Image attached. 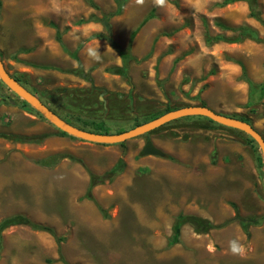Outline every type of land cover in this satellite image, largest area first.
Instances as JSON below:
<instances>
[{
  "label": "rangeland",
  "instance_id": "374dc122",
  "mask_svg": "<svg viewBox=\"0 0 264 264\" xmlns=\"http://www.w3.org/2000/svg\"><path fill=\"white\" fill-rule=\"evenodd\" d=\"M1 1L0 33L9 31L12 22L35 30L41 42L35 40L38 45L34 50L42 44L45 48L41 51L54 59L57 52L72 58L77 48L80 55L86 54V49L96 47L99 41L103 57L99 63L91 61V75L101 91L92 92L90 83L59 69L22 66L25 63L15 55H5L7 70L16 75V65L25 67L24 73H32L23 78L27 88L67 117L104 121L116 134L169 106L210 103L250 121L264 136V100L254 109L246 106L249 82L264 84V42H206L207 32L212 37L238 36L237 31L218 27V22L250 27L263 39L264 25L250 17L248 3L223 7L224 0H167L172 5L164 8L155 6L153 0H144L143 5L129 0L123 13L110 20L112 37L123 49L128 48L132 32L147 16H154L138 33L145 31L144 39L135 40L131 48L138 60L130 64L129 84L105 71L119 56L108 41L93 38L106 35L105 27L97 22L81 23L91 16L103 18L115 13L116 0H93L95 7L88 0ZM14 1H21L17 17L12 15ZM258 4L264 19V0ZM58 32L63 44L57 41ZM1 36L0 46L5 42ZM1 50L4 54L8 51L7 47ZM85 58L89 59L87 54ZM54 59L50 63L56 64ZM71 90L79 91L81 98ZM2 98L13 99L21 112L27 109L40 117L24 108L21 99L0 80ZM19 117L24 125L23 116ZM5 118L9 121L0 122V127L14 123L11 115L5 114ZM203 118L180 119L118 144L119 154L97 151L94 146L114 145L70 136H60L68 142L55 145L48 141L20 144L0 138V223L23 215L53 227L57 237L66 238L59 245L47 232L26 226L8 228L3 232L0 264H264V178L256 163L260 149L249 144L245 136L216 128ZM149 141L164 153L162 157L142 154ZM198 144L201 149L196 152ZM179 149L195 157L197 165L192 158L189 162L179 158ZM61 154L75 159L66 157L55 163L53 159ZM119 160L126 163L124 172L112 181L103 180L93 188V200L87 199L90 175L104 176ZM44 161L55 164L48 167ZM180 214L224 226L197 234L185 224L179 243L170 247L172 227ZM238 216L256 223L246 232ZM233 240L245 246L246 255L230 252ZM210 244L214 252L208 251Z\"/></svg>",
  "mask_w": 264,
  "mask_h": 264
},
{
  "label": "trees",
  "instance_id": "16d2710c",
  "mask_svg": "<svg viewBox=\"0 0 264 264\" xmlns=\"http://www.w3.org/2000/svg\"><path fill=\"white\" fill-rule=\"evenodd\" d=\"M89 3L95 7V3L93 2V0H88ZM129 0H116L117 3V11L113 14H110L108 16H105L103 18H98L96 16H91L88 20H84L81 23H87V22H97V23H101L105 29L107 34L106 35H96L93 38H101L104 39L106 41H108L111 45V47L119 54L120 58L122 59V66L121 67H114L109 69V72H112L113 74L116 75H120L122 76L129 84H131V77L129 74L130 71V64L133 61H137L138 59L132 54L131 52V48H132V44L137 36V34L139 33V31L145 26V24L153 19V14L151 13L149 16H147V18L140 24V26L132 32L131 36H130V43L127 49H123L122 47L119 46V44L114 40V38L112 37L111 34V26H110V20L115 17V16H119L123 13V9L125 4L128 2ZM236 2H246L249 5V9H250V17L254 18L255 20L259 21L260 23H262L264 25V19L262 18V13L259 10V4H258V0H224V2L222 4H220L221 6H227V5H231L233 3ZM218 27L224 29V30H232V31H237L239 32L238 36L236 38H226L224 36L218 35L215 37H212L208 32L206 33V42L209 43H213V42H219V41H225L228 43H240L243 42L245 39H251V40H255L258 42H264V38L262 39L259 35V33L250 28V27H244V26H239V27H233V26H228L225 25L223 23L218 22L216 24ZM57 41L60 44H63V40H62V34L61 33H57ZM78 52H79V48L74 52L71 53V56H73L78 62H79V66L77 69L74 70H70L68 71L69 74L78 76L80 78H82L84 81L88 82L91 84V90L92 92L94 91H101V89L97 88L94 85L93 82V78L91 76V72L92 69H90L88 72H85L79 58H78ZM213 74V73H212ZM244 75H245V71H244ZM13 77L19 81V83H21L22 85H24L25 87H27L26 82L23 81V78L25 77V75H20V76H15L13 75ZM249 97H248V103H247V107L250 109H254L257 106H259L262 101L264 100V84H254L252 82H249ZM10 91V90H9ZM71 94H74L75 97L81 98V96L79 95V91L77 90H71L70 91ZM22 101V106L24 108H29L32 111L36 112L29 104H27L25 101ZM49 105V104H47ZM201 106H206L205 103H201ZM184 106H190L189 104L183 105L181 107H167L164 111L159 112V113H155L150 115L149 117L144 118L142 121H138L135 123V127L140 126L144 123H147L149 121H152L156 118H159L160 116L173 111V110H177L179 108H182ZM49 107L55 112L57 113L61 118H63L64 120H66L67 122L73 124L74 126H77L83 130H87V131H91V132H95V133H100V134H112V131L109 129L108 124H106V122L104 121H86L83 118H69L67 117L65 114L62 113L63 110L60 109H55L52 106L49 105ZM64 112V111H63ZM42 119L46 120L43 116H41L39 113H37ZM230 117V116H229ZM233 118H237L240 119L242 121H245L247 123H250V121L244 120L243 118H238L237 116H232ZM245 117V116H242ZM190 117H186L183 118L181 120H185V119H189ZM195 118H203V117H195ZM204 119V118H203ZM245 119H248L247 117ZM207 122H209L211 125L215 126L216 128H221V129H228L231 131H234L235 133L241 134L243 136H245L249 142V144L253 145L254 147L257 146V144L254 142V140L252 138H250L249 136L245 135L243 132L234 130V129H230L224 126H220L218 124H215L213 121L211 120H207L205 119ZM47 121V120H46ZM170 124H167L163 127H166ZM161 127V128H163ZM160 129V128H159ZM157 129V130H159ZM155 130V131H157ZM153 131V132H155ZM125 132V130H118V132L116 134L119 133H123ZM59 136H69L64 132L59 131L58 133ZM48 136L47 135H42V136H20V135H4L1 134L0 138H4L8 141H12V142H16V143H37V144H41ZM73 139H76L75 137L70 136ZM121 146L124 145V143L120 144ZM258 147V146H257ZM66 157H70L71 159L74 158L72 156H67L64 154H61L60 156H56V159H53L55 161V163H58V161H60L63 158ZM75 159V158H74ZM257 167L259 169L262 170L263 168V164H262V156H258L257 157ZM43 165L45 166H52L55 163L52 162H48V161H44L42 162ZM126 168V163L123 160H119L118 163L112 168L110 169L108 172L105 173L104 176L102 177H97L93 174H91V181L89 184V188H88V192L86 194V198L93 200V196H92V191L93 188L95 186H97L98 184H100L101 182H103V180L109 179V180H113L114 178H116L117 176H119L120 174H122L124 172ZM236 219H238L241 223V225L243 226L244 230L246 232H248V227L250 226V224H255V221H250V220H246L243 218H240L239 216L236 217ZM235 218L227 221V224L233 222L234 220H236ZM185 224H190L193 228L194 231L197 234H205L208 233L210 230L212 229H216V228H221L224 225H220V226H216L213 225L212 223H210L208 220L196 217V216H192V215H183L180 214L177 218L176 221L172 227V231H173V236L169 241V246L172 247L176 244L179 243V234H180V230L181 228L185 225ZM15 226H26L29 229L33 230V231H38V232H47L51 235H53L57 242L59 243V245H61L62 243H64L66 241L65 237H57L56 232L54 230L53 227L48 226V225H42L39 223H35L33 221H31L30 219H28L27 217L23 216V215H15L13 217H9L5 220H3L0 223V251L2 249V242H3V232L11 227H15ZM61 252V251H60ZM60 259L61 261H64V257L62 256V254L60 253ZM49 263H54V260H49Z\"/></svg>",
  "mask_w": 264,
  "mask_h": 264
},
{
  "label": "crops",
  "instance_id": "0c3cea01",
  "mask_svg": "<svg viewBox=\"0 0 264 264\" xmlns=\"http://www.w3.org/2000/svg\"><path fill=\"white\" fill-rule=\"evenodd\" d=\"M169 1H172L174 3V2H176L178 0H169ZM14 4H15V8L16 9L12 13V15L17 17L18 14L20 13L21 1H14ZM170 5H172V4L171 3H169V4L166 3L165 6H163V7L166 8L167 6H170ZM2 6H4V4H3V1L0 0V8ZM149 21L145 25H147L149 23ZM91 24H93V23H89L88 25H91ZM10 27L11 28H10L9 31L5 30L6 33H3V31L0 33L2 35L1 36L2 40L5 41L4 43L1 44L0 50L2 49V47H3L4 50H5V47H7V49H8L7 53H5V54L3 53L4 51H2V50L0 51V57L4 61V63H5V58H6L5 55L9 54V55H12V56L15 55L18 60H20L21 62L23 61L25 64H22V66L30 65L31 67L32 66L33 67H40V68H43L44 70L45 69H50V68H56V69H59L63 73H66V74H68V71L78 68L79 62L73 56H71L73 58L72 59V58L66 57L61 52H57L56 56H58V57L55 58L56 59L55 62L57 64L56 65V64L50 63V62L53 61L54 57L49 56L48 54H46V53L41 51V49L45 48L42 44H40V48L41 49L39 48L38 51L34 50L35 45H38L37 41H35V40H38V41L41 42V39H40L41 37H39V35H37L35 30H31V29L29 30L26 27L24 29L20 28V26L14 25V22L11 23ZM144 32L145 31H143L140 35L137 34L135 40L140 39V38L144 39L142 37L145 34ZM156 39H157V36L155 37L154 40H156ZM145 40H147V39H145ZM148 40L150 42L152 41V39H150V37L148 38ZM132 48H133V44H132ZM74 52H72V53H74ZM79 52H80V50H79ZM79 52L77 54L78 58H79V60H80V62L82 64L85 72H88L91 69L93 63H91V60H89V59L86 60L85 52H83L81 55H80ZM17 59H15V60H17ZM48 59H49V63L47 64L46 62H48L47 61ZM59 62H60V65H59ZM67 65H72V66H68L67 67ZM121 66H122V59L118 56V58L116 60H114L112 65L107 67V69H105V71L108 73L109 69L114 68V67H121ZM16 69H18V72L15 73L16 74L15 76H17V75L20 76L22 74L25 75V77L29 76V75L32 76L31 72H28L29 75H28V73H24L25 71H23V70L25 69V67L22 68L21 65H16ZM20 69H22V70H20ZM86 70H88V71H86ZM19 72H21V73H19ZM94 72H97V70H95ZM109 73L113 74L112 72H109ZM68 75H72V74H68ZM114 75H116V74H114ZM72 76L78 77V76H75V75H72ZM91 76H93V75H91ZM116 76H118L120 78H123L120 75H116ZM71 78H73V77H71ZM79 79L83 80L80 77H79ZM203 79H204V77H203ZM71 80H74V79H71ZM1 100H4L5 104L2 107H0V122L9 121L8 118L4 119L5 114H8V115H11V120H13L14 123L12 125L11 124L10 125L7 124L4 127H0V135L1 134H4V135H6V134L7 135H20V136H42V135H47L48 137L44 141H48L49 144L55 145V144H57V143H59L61 141L68 142V141H65V139L62 140V138L58 135V133H59L58 129H56V127H54L48 121H45V120L43 121L42 119H40V117L33 115L27 109H25V111L21 112L18 109V107L15 106V101H13V99L12 100L9 99L10 100L9 101V100H6V99L2 98ZM198 105H200V104H198ZM206 106L211 108L212 110L220 113V114H224V115H227V116H230V117L234 116L233 114H230L229 111H222L220 109L219 105H214V104H210L209 103V104H206ZM184 107H186V106H184ZM238 110L239 109H237L236 112H239ZM22 113H23V115H22ZM19 116H23V119L25 121L24 125H22L19 122V120H20ZM2 139H4V138H2ZM6 141H8V140H6ZM9 142H12V141H9ZM20 144H27V143H20ZM87 144H90V143H87ZM88 146H91V145H88ZM88 146H84V147H88ZM94 146L97 148V151L98 150H104V151L106 150V152H108V151L112 150L113 152H118V154H119V149H118V147H116L117 145L109 146V147H103V148L102 147H97L96 145H94ZM198 149L199 150L201 149V145L200 144L197 145V148L195 146V150L194 151L197 152V151H199ZM178 152H179V156H180L179 158H183V159L187 160L188 162H189V159L192 158V162L197 165V163H195V162H197L196 158L191 156L190 154H188L185 151V149H183V150L179 149ZM195 156H197V155H195ZM104 163L108 164L110 162H104ZM116 164H114L113 167Z\"/></svg>",
  "mask_w": 264,
  "mask_h": 264
},
{
  "label": "water",
  "instance_id": "95a60500",
  "mask_svg": "<svg viewBox=\"0 0 264 264\" xmlns=\"http://www.w3.org/2000/svg\"><path fill=\"white\" fill-rule=\"evenodd\" d=\"M0 80L1 82L21 100L29 104L36 112L43 116L59 131L66 133L69 136L79 140L100 145H118L134 138L143 136L152 131H155L171 122L186 118V117H205L209 120L240 132H243L254 140L260 149L263 164L264 178V136L260 131L250 123L237 118L229 117L220 114L207 106L191 105L170 111L159 118L144 123L140 126L127 130L119 134H100L87 130H83L73 124L67 122L55 113L46 103H44L37 95L28 90L24 85L19 83L13 75L7 70L4 61L0 57ZM5 104L4 100L0 101V107ZM144 156H163L164 153L157 148L153 142L146 143L142 150Z\"/></svg>",
  "mask_w": 264,
  "mask_h": 264
},
{
  "label": "clouds",
  "instance_id": "9594fccd",
  "mask_svg": "<svg viewBox=\"0 0 264 264\" xmlns=\"http://www.w3.org/2000/svg\"><path fill=\"white\" fill-rule=\"evenodd\" d=\"M198 2V0H197ZM135 3L137 5H143L144 0H135ZM153 3L155 6L158 7H163L165 6V4L167 3V0H153ZM97 46L96 47H91L89 46L86 49V54L87 57L89 58V60H91L92 62H96L99 63L102 61V57L103 55H101L98 51L99 49V41L96 42ZM27 88V87H26ZM29 90V89H28ZM32 92V91H31ZM35 94V93H34ZM36 95V94H35ZM45 103V102H44ZM38 113V112H37ZM50 123V122H49ZM135 128V127H134ZM57 129V128H56ZM59 131V130H58ZM77 139V138H76ZM100 145V144H99ZM162 157V156H160ZM229 250L233 255H237V256H244L246 255L247 249L245 248V246L243 244H241L238 240H233L230 242L229 244ZM208 251L209 252H214V247L210 244L208 246Z\"/></svg>",
  "mask_w": 264,
  "mask_h": 264
},
{
  "label": "bare ground",
  "instance_id": "6f19581e",
  "mask_svg": "<svg viewBox=\"0 0 264 264\" xmlns=\"http://www.w3.org/2000/svg\"><path fill=\"white\" fill-rule=\"evenodd\" d=\"M75 188V187H74Z\"/></svg>",
  "mask_w": 264,
  "mask_h": 264
}]
</instances>
